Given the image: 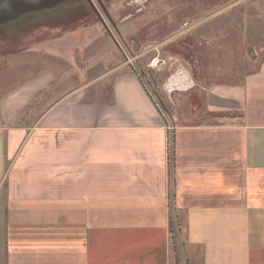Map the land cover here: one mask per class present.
Wrapping results in <instances>:
<instances>
[{
  "label": "crops",
  "instance_id": "crops-1",
  "mask_svg": "<svg viewBox=\"0 0 264 264\" xmlns=\"http://www.w3.org/2000/svg\"><path fill=\"white\" fill-rule=\"evenodd\" d=\"M77 5L94 4L30 3L19 31ZM40 27L30 39L53 62L3 99L0 264H178L171 218L182 264H264V60L241 83L202 87L211 119L172 126L119 39L93 36V27L68 54L52 48L79 35L40 40ZM21 35L15 41L26 42ZM193 85L183 66L164 89ZM42 95L39 115L15 126Z\"/></svg>",
  "mask_w": 264,
  "mask_h": 264
},
{
  "label": "rangeland",
  "instance_id": "rangeland-1",
  "mask_svg": "<svg viewBox=\"0 0 264 264\" xmlns=\"http://www.w3.org/2000/svg\"><path fill=\"white\" fill-rule=\"evenodd\" d=\"M93 2V7L72 6L73 10L68 11L67 18L41 19L31 26L36 33L32 29L33 32L25 35H21L18 28L29 25H23V21H14L12 25V21L8 22L5 19L7 16L3 15L8 23L0 22V123H3V99L7 93L53 62L45 54L46 45L38 44L37 39H30L37 37L40 26V40L79 35L75 40L64 41L57 48H52L65 50L68 54L81 40L82 34H87L93 27H96V31H92L93 36L119 39L124 43L125 58L134 57L131 67L163 108L166 117L172 120V126L211 119L215 114L205 110L207 93L202 87L215 83H241L246 72L249 71V75L255 73L263 63L264 0ZM15 26L18 28L15 29ZM84 28L87 31H83ZM7 35L13 39L21 35L26 42L18 43L14 39V43H3L7 42ZM134 43L136 48L132 46ZM154 59L158 64L153 65ZM183 66H187L191 73L193 87L187 91L175 87L171 93H167L164 89L167 78ZM177 80L181 78L177 77ZM44 97L42 95L40 100H34L31 107L25 109L26 119L21 118L15 126H24L23 122L29 116L37 117L41 111L39 103ZM11 163V160L7 161V167ZM7 181L8 177L5 176L0 186L3 196L8 192ZM169 199L174 208L175 195L172 190ZM182 224L185 227L184 220ZM174 227L177 232L176 223ZM178 234L181 245L184 238ZM180 248L183 250L184 247Z\"/></svg>",
  "mask_w": 264,
  "mask_h": 264
},
{
  "label": "trees",
  "instance_id": "trees-1",
  "mask_svg": "<svg viewBox=\"0 0 264 264\" xmlns=\"http://www.w3.org/2000/svg\"><path fill=\"white\" fill-rule=\"evenodd\" d=\"M156 101V100H155ZM157 103V101H156ZM158 104V103H157ZM159 110L163 112V108L158 104ZM223 117H228V118H233V117H238V114L236 113H228V114H223ZM168 161H169V183H171V190L174 191L173 187H174V183H175V179H174V170H175V138H174V132L170 133L168 136ZM175 195V194H174ZM171 208H172V204H171ZM170 225H171V231L173 233V238H174V243H175V250H176V255H177V261L178 264H182L181 260H180V255L178 253V242H177V232L179 231L177 229V232L175 230V223L172 220V218L170 219Z\"/></svg>",
  "mask_w": 264,
  "mask_h": 264
},
{
  "label": "water",
  "instance_id": "water-1",
  "mask_svg": "<svg viewBox=\"0 0 264 264\" xmlns=\"http://www.w3.org/2000/svg\"><path fill=\"white\" fill-rule=\"evenodd\" d=\"M37 1L39 0H14V2H9V0H0V12L7 17L10 15H17L21 13L28 4L35 3Z\"/></svg>",
  "mask_w": 264,
  "mask_h": 264
},
{
  "label": "bare ground",
  "instance_id": "bare-ground-1",
  "mask_svg": "<svg viewBox=\"0 0 264 264\" xmlns=\"http://www.w3.org/2000/svg\"><path fill=\"white\" fill-rule=\"evenodd\" d=\"M0 14H1V12H0ZM3 13H2V15H0V22H6L5 20H4V17H3ZM12 15H10V16H8V17H5V19L8 21V22H10V21H12L11 23H12V25H13V23H14V21H19V20H23L22 18H23V16H25V15H23V14H18V15H16V16H14V17H11ZM8 22H6V24L8 23ZM18 27H16L15 26V29H17ZM15 29H13L12 31L14 32V30ZM19 29V28H18Z\"/></svg>",
  "mask_w": 264,
  "mask_h": 264
},
{
  "label": "built area",
  "instance_id": "built-area-1",
  "mask_svg": "<svg viewBox=\"0 0 264 264\" xmlns=\"http://www.w3.org/2000/svg\"><path fill=\"white\" fill-rule=\"evenodd\" d=\"M154 64H155V65L158 64V62H157L156 59L153 60V65H154Z\"/></svg>",
  "mask_w": 264,
  "mask_h": 264
},
{
  "label": "flooded vegetation",
  "instance_id": "flooded-vegetation-1",
  "mask_svg": "<svg viewBox=\"0 0 264 264\" xmlns=\"http://www.w3.org/2000/svg\"><path fill=\"white\" fill-rule=\"evenodd\" d=\"M91 1H93V0H91ZM101 1H103V0H101ZM94 3V2H93Z\"/></svg>",
  "mask_w": 264,
  "mask_h": 264
}]
</instances>
